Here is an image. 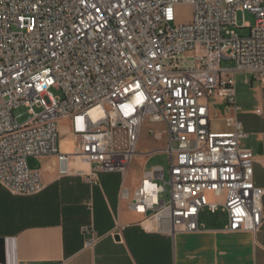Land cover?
I'll return each instance as SVG.
<instances>
[{"label":"built area","instance_id":"obj_1","mask_svg":"<svg viewBox=\"0 0 264 264\" xmlns=\"http://www.w3.org/2000/svg\"><path fill=\"white\" fill-rule=\"evenodd\" d=\"M182 4L194 7L184 23ZM238 11L256 16L243 26L247 36L235 30ZM239 71L264 83V0H0V183L15 195L41 192L28 159L44 156L56 157L60 176L85 174L83 163L92 182L101 171L126 174L149 120L164 123L165 132L152 133L168 145L145 154L169 153L170 180L163 167L146 171L136 189L122 190L129 208L170 234L199 231L204 209L225 211L229 231L257 233L264 189L240 145L247 133L233 114L227 130L212 128L214 99L241 110ZM21 106L31 114L23 123L14 114ZM66 118L70 150L60 145Z\"/></svg>","mask_w":264,"mask_h":264},{"label":"crops","instance_id":"obj_2","mask_svg":"<svg viewBox=\"0 0 264 264\" xmlns=\"http://www.w3.org/2000/svg\"><path fill=\"white\" fill-rule=\"evenodd\" d=\"M257 81L253 100L239 104L238 112L225 111L221 119L224 123L233 114L242 122L247 136L240 145L251 150L254 181L264 189V83ZM66 122L71 119L59 123L60 145L70 150L72 133L65 134ZM29 161L32 170L40 171L45 188L15 195L0 183V264H264V225L257 233L229 231L225 211L204 209L199 231L170 234L147 226L122 198L123 188L134 190L130 168L126 174L101 171L92 182L88 164L79 165L83 175L60 176L55 156ZM87 227L93 233L84 232ZM93 238L96 242L89 246Z\"/></svg>","mask_w":264,"mask_h":264},{"label":"rangeland","instance_id":"obj_3","mask_svg":"<svg viewBox=\"0 0 264 264\" xmlns=\"http://www.w3.org/2000/svg\"><path fill=\"white\" fill-rule=\"evenodd\" d=\"M194 7L191 4H182L178 6V18L177 22L184 23L190 21L193 14ZM237 21L239 27H235V30L238 34L242 36H247L250 34L249 27H243L245 23L250 24L251 26L255 25L256 16L249 11L243 12L238 11ZM221 66L223 68H234L235 62L232 59H223L221 61ZM246 80L249 83H246ZM260 82L254 78V76L247 72H237L236 73V93H237V102L239 104H244L247 101L253 100V97L259 91ZM54 95H62L60 90L55 88L51 89ZM214 102L218 103L215 109H212V114L216 116V119L212 122V128L217 129V127L224 125L221 117L225 114V105L219 103L217 99H214ZM41 109L36 108V111L39 112ZM15 116H17L18 121L23 123L27 121L31 114L28 111V108L21 106L14 110ZM65 134L71 133V122L64 123ZM166 127L164 123H153L149 120H146L141 128L139 140L137 144L138 155L133 159L130 167V174L128 181L132 182V189L138 185L143 173L145 171L152 170L154 167H163L165 170V179L166 182L170 180V155L167 152H156L150 156H147L145 153L151 150L164 149L167 147L168 142L166 135L162 138L157 139L154 137V132H165ZM176 145V143H175ZM85 165V164H84ZM29 167L32 169V161H29ZM133 179V180H132ZM134 182V183H133ZM159 182H163L160 180ZM167 199H170V186L167 185Z\"/></svg>","mask_w":264,"mask_h":264},{"label":"bare ground","instance_id":"obj_4","mask_svg":"<svg viewBox=\"0 0 264 264\" xmlns=\"http://www.w3.org/2000/svg\"><path fill=\"white\" fill-rule=\"evenodd\" d=\"M93 114L96 115L94 111H93ZM145 223H146V225L149 226V227H151V226L153 225V224L150 223V222H145Z\"/></svg>","mask_w":264,"mask_h":264},{"label":"water","instance_id":"obj_5","mask_svg":"<svg viewBox=\"0 0 264 264\" xmlns=\"http://www.w3.org/2000/svg\"><path fill=\"white\" fill-rule=\"evenodd\" d=\"M151 212H148L147 214H150Z\"/></svg>","mask_w":264,"mask_h":264}]
</instances>
